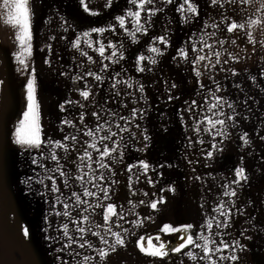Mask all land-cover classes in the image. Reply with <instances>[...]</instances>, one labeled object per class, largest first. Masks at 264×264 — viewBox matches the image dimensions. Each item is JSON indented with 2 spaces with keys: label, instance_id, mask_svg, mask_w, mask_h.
Instances as JSON below:
<instances>
[{
  "label": "crops",
  "instance_id": "1",
  "mask_svg": "<svg viewBox=\"0 0 264 264\" xmlns=\"http://www.w3.org/2000/svg\"><path fill=\"white\" fill-rule=\"evenodd\" d=\"M28 6L33 13V48L32 56L27 57L29 65L27 71H21L20 69L24 66L19 65L14 56V53L19 51V44L15 39L18 29L6 23L8 12L3 8V0H0V81H2L0 94V264H45L39 257L42 255L48 256L49 264H65V262L56 261L59 260V258L56 259V255L60 252L56 253L54 248L34 245V238L27 223L30 220L26 218L33 212L31 202L35 197V191L44 187L38 181L45 178V184L49 185L47 190L51 187V181L46 179V176L51 173L45 172L44 169L31 162L32 157H39V151L35 149L26 151L14 143L15 128L19 121L23 120V113L27 111V85L28 81L33 78V70L36 79V98L40 106L42 138L55 139V137L64 135L65 132L60 129L65 117L78 125L79 134L76 135L78 142L65 141L70 147L67 157L65 158L63 150H56L57 154L62 157L61 163L64 164V171L72 177L69 181L71 186L65 188L63 178H59L57 184L63 193L61 199L65 200L64 203L75 207L73 216H67L66 221L85 222L83 216H88L89 219L85 223H89V229H86V232H88L89 242L94 244L93 249L74 246L72 249L75 251L71 253L73 258H70L75 261H69L66 264H85L84 256L92 257L87 264H208L207 260L193 261L184 255V252L189 250L196 253L198 257L203 255L200 249L191 246L181 253L170 252L169 256L163 259L148 256L137 246V239L141 237L134 236L131 240L129 231L130 229L139 231V234H144V240L157 235L162 237V234H165L168 236L166 238L168 246L172 247L180 243L178 237L181 233L161 231L165 224L173 227L192 224L194 225L192 231L196 232L202 224H205L206 219L215 217L216 220L223 221L225 217L212 211L220 201L224 202L226 209L232 208V219L228 228L217 227L216 220H213L210 234L217 244L223 239L232 247L215 253L212 258L217 264H264V107L252 105L251 98H248L249 102L244 104L247 106L243 116L236 118L232 121V125L230 124V133H224L223 136L217 135L215 139H213V134L200 136L164 133L162 130H155L153 126L146 134L150 137L147 142L143 140V135L135 134V139L138 138V140H132V142L138 143L137 149H143L138 151V161L143 159L150 165L146 175L152 178L162 173L165 177L162 181L169 182L170 188L174 187V192L171 191L169 194L170 201L166 202L169 203L168 205H165L162 199L157 200L162 201L164 207L168 206V213L158 215V212L164 209L162 208L156 211V215L149 220L138 215L137 220H131L126 215L121 221L123 224L127 223L126 227L122 228L128 230L125 245L116 246L115 251L101 244L99 238L92 235L93 232H100L103 236L108 235V228L114 230L115 218L112 217L111 221L105 222L101 208L93 207L96 203L104 204V199L103 194L97 192V188L92 189V184L89 190L96 192L100 200L96 197H83L87 203L77 205L75 197L68 199L73 191L82 192L80 183L74 179L79 174L76 163L73 162L77 156L75 149H80L79 154H82L81 146L84 142L92 141V138L85 136L84 132L80 133L82 125L79 123L78 116L83 111L85 124H88L87 119L91 118L89 113L94 105L89 102L90 97L88 100H83L80 96V87H77L75 81L82 69L80 63L82 62L81 52H83L82 46L79 50L72 47V41L76 39L80 31V24L76 16L75 18L73 16L76 13L75 0H67L64 4L56 0H29ZM64 11L68 14V19ZM84 52H87V49ZM83 67L86 68V63ZM94 85H96L95 80L90 84L91 90L94 89ZM68 100L80 101L85 107L82 109L79 104H66ZM61 104H65L66 111L60 110ZM235 111H239V107L233 108V112ZM116 123L124 126L125 121ZM111 127L113 131L119 132L115 125ZM128 127L131 129L130 123ZM245 133L248 134L247 144L241 139ZM99 135H105V133L101 132ZM122 136L129 138L130 141H127L129 143L133 138L128 132L120 133L117 137ZM201 139L204 141L202 145L198 143ZM145 143L148 145L146 149L144 148ZM213 143L216 144L217 149H222V151L212 149L211 144ZM128 148L134 149L130 146ZM205 150L213 152L211 159L206 158ZM89 151L92 150L89 149ZM45 155H47L46 151ZM129 156L130 153L125 156L127 161ZM43 163L47 165L46 160ZM160 165L164 167L161 168ZM49 166V168H54L55 162L52 161ZM238 167L246 169L248 180L242 182V187L232 185L237 188L236 197H225L223 196L225 189L222 185L230 183L234 178V169ZM84 170L85 172L95 170L93 174L97 177L101 173L104 177L108 174L106 169L98 167ZM57 174L59 176V173L55 175ZM184 175L191 177L182 181L181 178ZM29 176L33 179L24 183L23 181H26ZM147 176L145 179L148 180ZM178 176H181L180 180ZM197 176L200 177L199 180L195 178ZM106 179L105 177L102 180L105 184H107ZM153 181L156 183L155 176ZM85 187L88 188L87 183ZM105 188L107 189V186ZM54 195L56 197L60 193ZM43 198L44 214L47 216L50 215L49 204L54 205L53 208L63 206L55 201L53 203L51 193ZM232 201H235V207L232 206ZM139 221H142L139 227L134 225ZM24 229L29 230L28 236H25ZM203 230L205 235H209L206 226ZM73 235L79 238L81 233L77 231ZM106 239L109 240V238ZM145 245L147 247L146 243ZM96 248L106 249L109 252L107 258L101 259L94 250ZM232 256L238 259L232 260ZM221 257H227V259H221Z\"/></svg>",
  "mask_w": 264,
  "mask_h": 264
},
{
  "label": "rangeland",
  "instance_id": "2",
  "mask_svg": "<svg viewBox=\"0 0 264 264\" xmlns=\"http://www.w3.org/2000/svg\"><path fill=\"white\" fill-rule=\"evenodd\" d=\"M56 2L64 4L67 0H56ZM195 2L199 5V16L185 23L181 20V14L175 11L179 0H176L173 5L165 4L164 0H155V7L163 10L153 17L154 23L149 27L148 35H167L171 46L166 50L165 55L159 58V62L156 65H148L147 61H145V66L151 68V71L141 73L136 67V58L142 53L148 54L146 52L147 37L138 34L140 43L133 44L118 26L116 33L105 32L103 36L93 33L92 39L94 41L102 40L105 44H108L109 41L116 44L123 41L124 47L121 51H123L125 59L120 64H112L109 60H103L97 52L93 51L92 48H88L83 40L81 41L82 51L84 52L87 49L88 55L92 56L96 63H90L87 56L81 55L82 62L80 64H82V69H80V75L78 76H83L84 79H75L77 87L81 89L85 84L90 87L91 82L94 81L93 77L86 75L88 70L104 77L103 83L96 81V85L92 89L93 95L89 99V102L94 104L91 112L95 110L101 113L102 119L99 123L103 124L108 121L110 125L114 126L116 122L122 121L119 119L120 115L130 116L131 109L138 108L143 112V118H134L130 123L132 133H138V136L147 134L151 126L155 130L164 131V133L202 136L204 134H214L216 131V129H213L211 133L205 132L204 128L209 126L204 123L200 124L201 130L198 134L196 133V125L206 115L212 116L213 119H224L226 123L223 126V132L230 133L232 120L228 121V116L237 114L236 118H241L247 106L244 104H247L250 100L248 98H251L252 105L264 107V0H245L243 3L241 0H219V5H213L211 0H195ZM86 3L89 6V12L84 11L80 5V0H75L74 10L76 7V13L73 16L74 18L76 16V20L80 24L79 35L84 31H90L92 28L110 27L115 23V16L123 14L127 8L132 7L128 0H111L110 4L109 0H86ZM92 12L97 13V15H92ZM64 13L68 19V14L65 11ZM233 20L244 24L245 27L237 29L233 33H228L226 31L227 26ZM252 21H259V23H252ZM214 24H219V27H213L212 25ZM129 27H131V24H129ZM193 40H203L213 46L211 51L205 48L202 53L211 56V63L205 60L193 65L183 59H173L177 54V49L180 47H186L189 51L190 60L194 59L191 52ZM233 40L235 43H232ZM220 41H224V43L221 44ZM96 46L98 45L94 44V47ZM196 46L198 49L203 47L200 43H197ZM110 51V49L106 51L105 55H110ZM214 52L220 53L219 58L213 54ZM217 59H219V63H216ZM84 63H86V68L83 67ZM103 64H108L109 69L107 72L101 73L100 69ZM213 64H215L214 68L212 67ZM196 70L201 72V76H196ZM116 71L121 73L119 77L115 75ZM233 73L236 74L233 75ZM210 77L214 78V80L210 79ZM125 80L133 82L134 87L128 88L124 83H117L116 88L112 87L114 82ZM139 84L144 85L143 93L138 91ZM172 84H175L176 87L172 88ZM201 84L204 85L203 88H201ZM218 87L219 91H217ZM117 92L119 95H116ZM213 92L216 97L223 98L220 103L223 105L224 116H213V112L209 111L210 105L216 103L212 96ZM170 95L173 97L171 100H169ZM192 100L197 101V106L191 112L186 111ZM229 103L232 104V110H229ZM236 107H239V111L233 112V108ZM219 110L221 109L213 111ZM113 112L117 113V115H112ZM87 123L88 127L95 129L96 121L94 117L87 119ZM137 123L140 125L139 129L135 127ZM108 126V124L105 125V127ZM220 127L217 125V128ZM63 129L64 135L79 134L77 131L78 125H76V128L64 125ZM145 129L147 130L146 133L144 132ZM85 131H87V128L84 125L80 126V133ZM64 135L55 137V139L59 140ZM122 137L123 139L121 137H114L113 139L120 140L121 148L124 151L123 161H119L118 153L113 154L114 159L105 160V163H108L109 169H111V171L106 169L108 173L105 176L107 184L99 179L96 181L97 185L107 186V189H109L111 199L104 200V205L114 203L117 205V212L124 218L128 215L131 220H137V215L146 217V220H149V218H153L156 215V211L158 212L162 208L164 209L160 210L158 215L168 213L169 208L168 206L164 207V204L170 201L171 197L169 194L171 191L168 189H170L171 185L169 182L162 181L165 178L163 175H154L156 183L153 187L145 179L147 175L141 174L142 169L134 168L132 173H128L127 165L138 162V143L132 142V140L137 141L138 138H132L129 143L127 142L130 141L129 138L126 136ZM108 143L111 146V142L109 141ZM129 146L134 149H129ZM127 153H130L128 161L125 158ZM93 158H97L96 153H94ZM48 162L51 164L52 161L46 160L47 166L50 167ZM92 167L97 169L98 166L94 163ZM56 176L59 177L58 174ZM129 176H131V182L129 181ZM154 176L152 178L150 176L147 177L153 180ZM180 177L178 176L179 180ZM190 177L189 175H184L181 180L186 181ZM113 181H116V183H112ZM43 185H45V181ZM91 186L92 189L97 188V192L103 194L98 187ZM89 188L90 184H88ZM145 192L148 193L147 196L144 195ZM41 193H46V195H41ZM49 193L52 194L51 200L54 203V194L56 193L47 190L45 187L35 191V197L31 202L33 212L26 217L30 220L27 223L34 238V245L54 248L56 253L58 252L57 249L66 248L64 251H59L60 254L56 255V259L59 258V260L56 261L73 262L75 261L74 259L71 260L73 255H68L67 253H73L75 250L72 248L78 246V243H72L71 249L65 247L70 241L63 235V225L65 223L68 224L69 236H72L78 242H83L73 235L74 232H77L78 226L73 221L67 222V216H58L56 212H59V210L61 213L68 211L73 216L75 207L67 203L69 205L68 209H64L62 205L53 208L49 204L50 215H45L43 197H48ZM159 199H162L164 204L162 202L161 204L158 203L156 209L149 207L151 202ZM140 200H144V204H140ZM168 204L166 203L165 205ZM114 218L113 231L120 232L126 239L127 232L122 228L126 227L127 223L123 224L121 222L122 219ZM48 219L50 221H47ZM118 225H122V227ZM79 227L89 229V223L80 222ZM86 233L83 235L89 241L88 232ZM129 235H131V240L134 239V236L138 237V235L145 239L144 234H139V231L137 232L136 230L130 229ZM48 237L54 239H48ZM162 237L168 238L165 234H162ZM105 238H109L110 245L115 243L111 232ZM145 241H143L144 245ZM39 257L45 264H49L47 255Z\"/></svg>",
  "mask_w": 264,
  "mask_h": 264
},
{
  "label": "snow or ice",
  "instance_id": "3",
  "mask_svg": "<svg viewBox=\"0 0 264 264\" xmlns=\"http://www.w3.org/2000/svg\"><path fill=\"white\" fill-rule=\"evenodd\" d=\"M213 5H219V0H211ZM241 2H245V0H241ZM111 3V0H109V4ZM128 3L132 6L126 9V11L121 14L115 16V23L111 25L110 27H100V28H92L90 31H84L80 35L76 37L74 41H72V47L79 50L81 47V41L83 40L85 44H87L88 48H92L93 51L97 52L99 57L103 60H109L112 64H120L121 61L125 59L123 51L124 44L123 41H121L119 44L113 43L111 41L108 42V44H105L102 40L101 41H94L92 39V34L96 33L100 36H103L105 32H111L116 33L117 32V26L119 29L123 30V33L126 37L130 38L131 42L133 44H139L140 39L138 38V34L143 37H147L148 40L146 41V52L145 54H140L136 58V67L137 70L141 73L145 71H151V68H147L145 66V61H147L148 65H156L159 62V58L163 57L165 55L166 50L171 46L170 41L167 35L159 34L155 36H149V27L154 23L153 17L157 15L158 12H161L162 8L155 7V0H128ZM164 3L167 5H173L176 3V0H164ZM29 0H3V8L7 10L8 12V18L6 20V23L11 24L13 27L18 29V32L15 36L16 41L19 44V51L14 53V56L18 62L19 65H23L24 68L20 69L21 71H27L28 68V62L27 57L32 56V18L33 13L31 12L29 6ZM80 5L83 7L85 12H89V6L86 3V0H80ZM175 11L181 14V20L185 23L190 22L191 20L195 19L199 16V5L195 2V0H179V3L175 7ZM92 15H97V13L92 12ZM226 19V18H225ZM252 23H259V21H252ZM129 24H131V27H129ZM213 27H219V24L212 25ZM245 27L244 24L238 23L237 21L233 20L231 21L226 31L228 33H233L237 29H243ZM67 30V29H65ZM249 40L251 41V37L249 36ZM187 43V42H186ZM197 43H200L203 45L201 48H197ZM221 44L224 43V41H220ZM232 43H235L233 40ZM95 45H98L94 47ZM51 46H49L50 48ZM212 45L208 44L207 42L200 40L195 41L193 40L191 43V52L194 56V59L190 60L189 57V51L186 47H180L177 49L176 56L173 57V59H183L184 61H189L193 65L199 64L205 60H208L211 63V56L208 54H202L204 52V49L207 48L210 51L212 50ZM110 51V55H105L106 51ZM217 58H219L220 53L214 52L213 53ZM82 56H87L88 61L90 63H96V61L93 59L92 56L88 55L87 52H81ZM216 63H219V59L216 60ZM207 67V65H205ZM212 67H215V64L212 65ZM109 69L108 64H103V66L100 69V72H107ZM236 73H233L235 75ZM87 76H91L94 78L95 81L103 83L104 77L101 74H97L96 72H93L91 70H88L86 72ZM115 75L119 77L121 73L119 71H116ZM196 76H201V72L199 70H196ZM32 79L28 81L27 85V111L23 113V120H20L18 125L15 128L14 132V143L24 148L26 151L35 149L39 151L40 155L39 157H32V164L37 165L38 167L45 170V172L51 173V175H47L46 179L51 181V187L50 190L53 193H60V195H57L55 197V202L57 204H63L64 209H68L69 205L67 203H64V201L61 199V195L63 193L61 192L60 186L57 184L58 178H63V184L65 188L70 187V177L69 173L64 171V164L61 163L62 157L57 154V149L63 150L65 154V158L67 157L70 147L65 141H73L78 142L76 135H70L65 134L61 139L56 140L52 139L51 137H48L47 139L42 138V127H41V117L39 113V104L37 102L36 98V79H35V72L33 70L32 72ZM76 79H84L83 76H78ZM210 79H213L210 77ZM2 83V81H0ZM117 83H124L127 85L128 88H133L134 84L130 80L125 81H116L112 84L113 88H116ZM201 88L204 87L203 84L200 85ZM172 88H175L176 85L172 84ZM219 87L217 88V91H219ZM80 96L83 98V100H88L90 96L93 95L91 88L85 84L80 90ZM138 91L140 93L144 92V85L139 84ZM116 95H119L117 92ZM131 95V93H129ZM213 98L216 100V103H212L210 105L209 111L213 112V116H224L225 113L222 111L223 105L220 103V101L223 99L222 97H216L215 93H212ZM173 99V97L170 95L169 100ZM79 104L80 108H84L85 105L82 104L80 101H66V104ZM197 106V101L192 100L186 109V111L191 112L195 107ZM127 107V105H125ZM228 107L231 108L232 104L229 103ZM219 111H213L218 110ZM61 111H66L65 104L60 105ZM111 111V110H109ZM91 117L95 118L96 121V127L95 129L88 127L87 124H85V113L83 111L80 112L78 116L79 123L81 125H84L85 128H87V131L84 132V135L92 138V141L89 143L88 141L84 142V145L81 147L83 148L82 154L80 153V149H75L77 152V156L74 159V163H76L77 169L79 174H77L74 179L80 183V188L82 189V192L73 191L71 195L68 197V199H72V197H75L76 204H86L87 201L83 199V197H96L97 200H100V197L96 192H93L89 190L87 187H85V184H92L93 187H98L99 191L103 193V199L104 200H110L111 197L109 196V189H106L103 185H97L96 181L104 180L105 177L103 173L97 177L92 172H85V168L92 169L93 164H97L98 168L100 169H109V164L105 163V160H112L114 159L113 154L118 153V159L120 162L123 161L124 157V151L121 148L120 140H114V137H117L120 133L128 132L131 134L133 138H135V133H132L131 129L128 127V124L131 123V120L134 118H143V112L138 108H132L130 116H123L120 115L119 119L122 121H125L124 126H121V124L116 123L115 127L119 129V132L113 131L111 125L108 121H105L103 124L99 123L101 121L102 116L101 113L98 111L93 110L91 113H89ZM112 115H117V113L113 112ZM236 116L230 115L228 116V120L235 121ZM206 123L209 127H205L204 131L211 133L213 129H216L215 133L213 134V139H215V136L220 135L223 136V126L225 125L226 121L224 119H213L212 116H204V118L200 121L199 124L196 125L195 131L198 134L200 132V124ZM108 124V127H105V125ZM62 125H67L70 128H76V124L73 120H69L67 117H65L62 120ZM217 125L221 126L220 128H217ZM137 129L140 128V125L137 123L135 125ZM62 132L64 131L63 127L60 129ZM146 129L144 132L146 133ZM104 132L105 135H99V133ZM247 133L244 134V136L241 137V139L244 141L245 144L248 143L247 139ZM123 139V137H121ZM150 139V137L146 134H143V140L147 142ZM111 142V146L108 142ZM189 141H191V137H189ZM199 144H203L204 141L201 139L198 141ZM126 146V145H125ZM191 146V144L189 145ZM148 147L147 143H145L144 148L146 149ZM212 149H216L218 151H222V149H217V146L215 143L211 144ZM91 149L92 151H89ZM143 149H137V151H142ZM45 151L47 152V155H45ZM206 151V158L211 159L213 157L212 151ZM93 153H96L97 158L93 159ZM50 160L55 162L54 168H49L43 161ZM189 163H192V161H189ZM160 167H164V165H160ZM134 168L142 169V175H146L149 171L150 165L146 160H139L135 164H129L127 165V172L132 173ZM111 171V169H109ZM154 170V169H153ZM59 173V177H57L55 174ZM39 175V173H37ZM163 174L160 173V176ZM87 177V180H86ZM196 179H200V177H195ZM33 177L29 176L26 181H23L24 183H27L31 181ZM44 179L41 178L38 183L44 184ZM139 179V177H137ZM248 180L247 171L244 167H238L234 169V178L230 181L229 184L222 185V187L225 189L223 192V196L225 197H236L237 196V188L232 187V185H236L239 187H242V182H245ZM129 181L131 182V176H129ZM147 182L153 187L155 186V182L149 177ZM112 183H116V181H113ZM44 187L46 189L49 188V185L45 184ZM169 191L174 192V188L168 189ZM41 195H46V193H41ZM135 195V193H133ZM145 196L148 195V193H144ZM162 201H153L150 203L149 207L152 209H156L158 203ZM140 204H144V200L139 201ZM54 206V205H50ZM232 206L235 207V201H232ZM94 208H101L102 209V215H103V221L108 222L111 221L112 217H117L118 219H124L123 216H121L117 212V205L114 203H108L107 205H104L102 203H96L93 205ZM122 207V206H121ZM203 207V206H202ZM87 211V209H85ZM214 213H218L219 216L225 217L226 219L216 220L215 217L206 219L205 224H202L200 226V229L196 232H193L192 229L194 228V225L192 224H185L181 225L179 227H173L170 224H165L161 231L165 233H181V235L178 237V240L180 243L173 245L172 247L168 246L167 242L161 241L160 237H155L156 241H158V244H154L152 242V239L149 238L147 241V247L144 245V238L141 237L137 241V246L139 247L140 251L145 253L148 256L151 257H159L161 259L169 256V253H181L185 249H189L190 246L192 248L200 249L203 255L197 256L196 253L189 250L184 252V255H186L189 259L196 261L197 259L200 260H207L208 264H217V262L212 258L215 253H220L226 249H229L232 247V245L223 239L217 244L216 240L211 237V229L213 228V220H216L217 227H223L228 228L229 223L232 219V208H225V204L223 201H220L219 204L216 205L212 209ZM56 215H63V216H70V213L68 211L56 212ZM89 219L88 216H83V220L87 222ZM74 223L77 224V231L81 233V236L79 237L78 242L73 239L72 236H69V229L68 224L65 223L63 225V235L68 238L70 241L69 244L65 245V247L70 248L72 243H78L79 248H89L93 249V244L85 239L84 233L86 232V229L83 227H79L80 221L76 220ZM140 223L142 221L136 222V226L139 227ZM50 226V225H49ZM119 227H122V225H118ZM209 230V235L204 234V228ZM47 231V229H45ZM108 232H111L112 237L114 238L115 243L109 244V240L105 238V236L101 235L100 232H93L92 235L99 238V242L103 245L111 247L113 251H115L116 246H124L125 245V239L118 231H112L111 228L107 229ZM125 232H127V229H124ZM25 236H28V229H24ZM217 235H220V233H217ZM48 239H54L52 237H48ZM238 243V242H237ZM212 245H216L213 247ZM101 259H106L109 255V252L104 248H96L94 249ZM57 251H64V248L57 249ZM71 254V253H70ZM78 254V253H77ZM92 259V257L84 256L85 264ZM221 259H227V257H221ZM232 260L238 259L236 256L231 257ZM66 264V262H65Z\"/></svg>",
  "mask_w": 264,
  "mask_h": 264
},
{
  "label": "trees",
  "instance_id": "4",
  "mask_svg": "<svg viewBox=\"0 0 264 264\" xmlns=\"http://www.w3.org/2000/svg\"><path fill=\"white\" fill-rule=\"evenodd\" d=\"M157 236H159V235H157ZM157 236L149 237V238L152 239V242H153L154 244H158V241H156V239H155V237H157ZM159 237H160V236H159ZM149 238H148V239H149ZM148 239H146V241H145L146 244H147ZM160 240H161V241H164V242H168V239H166V238H162V237H160Z\"/></svg>",
  "mask_w": 264,
  "mask_h": 264
},
{
  "label": "water",
  "instance_id": "5",
  "mask_svg": "<svg viewBox=\"0 0 264 264\" xmlns=\"http://www.w3.org/2000/svg\"><path fill=\"white\" fill-rule=\"evenodd\" d=\"M0 94H1V83H0Z\"/></svg>",
  "mask_w": 264,
  "mask_h": 264
}]
</instances>
